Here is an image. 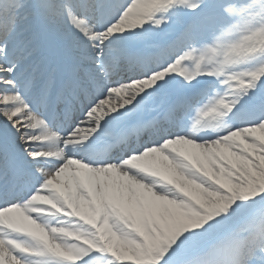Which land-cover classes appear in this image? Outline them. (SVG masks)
Wrapping results in <instances>:
<instances>
[{"label": "snow or ice", "instance_id": "6c2138e0", "mask_svg": "<svg viewBox=\"0 0 264 264\" xmlns=\"http://www.w3.org/2000/svg\"><path fill=\"white\" fill-rule=\"evenodd\" d=\"M0 264H264V0H0Z\"/></svg>", "mask_w": 264, "mask_h": 264}]
</instances>
